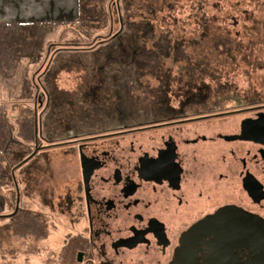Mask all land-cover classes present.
<instances>
[{"label": "rangeland", "instance_id": "1", "mask_svg": "<svg viewBox=\"0 0 264 264\" xmlns=\"http://www.w3.org/2000/svg\"><path fill=\"white\" fill-rule=\"evenodd\" d=\"M115 4V13L113 12L112 17L116 21L111 30L102 24L90 28V32L87 34H79L69 24L52 26L46 31L32 27L21 29V33H26L20 42L21 50L23 52L31 50L33 54L16 60L14 75L11 78H3L8 99L0 105L4 115L11 120L19 113V108L24 105L39 110V144H46L51 137L69 134L66 132L69 128H66L65 125L71 121L73 122L72 131H74V127L78 126H81V130L98 129L104 123L114 120L112 117L102 120L103 113H105L103 115L112 114L109 110H123L136 104V102L127 103L133 97L122 91L131 90L134 92L132 89H135L137 92L139 86L131 88L129 83L137 82L139 76L128 79L126 83L122 78L126 77V73L127 77L134 76V73L139 70L141 54L134 50L138 45L145 43L142 37H135L133 44L126 40L128 46L124 47L121 55L108 53L105 56L103 60L111 66V70L99 66L101 68L97 73H92L94 76H89L93 77L89 82H96L101 76L98 73L104 74V77L111 81L108 83L109 85L103 86L100 82L88 85L85 70L82 67L74 66L64 67L53 75L52 90L45 81L50 63H53L54 66L60 65L62 62H69L71 65L81 62L95 63L102 50L112 49V47L120 48L121 45L119 46L117 40L112 39L124 31V11L121 0H116ZM142 17L136 16L130 20H138ZM149 22L153 25L155 37L159 35L161 41L168 40L173 47L174 43L183 39L185 41L200 39L205 31L204 41H209V38L215 35L229 40L228 54L217 53L209 44L205 45L202 42L203 47L200 48L206 58V63H204L206 70L198 72V76L195 78H191L189 75L191 62L175 59L172 51L169 57L163 58L162 64L156 70L147 66L143 68L139 79L141 85L148 88L161 87L163 90L165 89L163 93L160 92L161 97L165 94L172 95L171 97L175 99H173L174 105L178 104L179 96L177 95L189 88L190 99L195 100L193 98L195 97L203 100L201 104L194 102L189 104L191 109L213 111L242 109L224 114L221 121L192 122L191 125L210 124L213 127L221 125L222 130L233 131L238 128L241 118L249 115L252 117L257 111L264 110V30L260 27L262 24L264 26V0H168L162 10L150 17ZM254 22L258 23L257 26L263 33L257 35L250 32V26ZM59 30L61 31L59 32ZM30 34L36 38L39 37L38 40L41 38L43 40L40 55H37L36 50H33L35 48L30 47L32 40L36 39H33ZM78 39L84 44L89 41L94 44L97 41L92 48L98 50L88 52L82 51L81 49H84L82 47L80 49L78 47H59L63 43ZM108 41L111 42L105 44ZM146 42L149 45L147 40ZM56 47L57 49L52 52ZM195 50V54L200 52L198 47ZM53 54H55V58L52 60ZM132 55H139L140 59L138 62L133 60L130 62L131 70L120 68V63H127V59ZM165 82L166 84H164ZM30 85L32 89H29ZM121 85H126V88ZM109 87L110 91L106 90ZM169 98L168 103L170 102ZM39 101L41 102L39 103ZM96 109L100 114L99 119L87 117L89 122L86 124L78 122L81 119L79 116H77L78 120L75 118L74 121L71 118L66 119L77 111H95ZM139 109L143 108L134 106V110ZM86 125H88L87 128H85ZM251 146L250 144V148ZM61 151L63 152V150L55 148L49 151L48 166L52 170L50 174L44 171L47 160L45 156L43 160L40 155L42 153H38L34 159L27 161L21 166V169L16 170L18 204L20 203L24 208L31 207L33 211L39 212L44 217L47 224V235L39 239L31 236H19L6 227L8 217L5 216L0 222V264H66L61 255L62 247L76 229L71 222L73 214L61 209L60 205L56 204V200L65 197V193L72 188V176L75 169L74 160L61 154ZM1 155L0 159H3L4 155ZM44 155L46 154L44 153ZM36 164L39 165V171L34 168ZM251 168L264 187V161L254 164ZM29 169L33 171L30 182L33 184V188L31 187L33 190L36 186L40 189L41 186L47 185H50L54 190L52 199L55 206L53 208L46 205L44 200L47 197L43 192L39 193L38 190L33 191L32 199L28 201L27 173ZM3 189L4 193L9 192V184ZM6 207L5 214L9 216L13 213L12 207L8 204ZM250 210L264 216V207L253 204L251 200Z\"/></svg>", "mask_w": 264, "mask_h": 264}, {"label": "flooded vegetation", "instance_id": "2", "mask_svg": "<svg viewBox=\"0 0 264 264\" xmlns=\"http://www.w3.org/2000/svg\"><path fill=\"white\" fill-rule=\"evenodd\" d=\"M187 90L177 95V105L165 94L167 108L109 110L112 114L103 113L102 120H114L98 129L72 131L71 121L65 125L69 134L36 144L26 158L45 152L49 174L52 149L74 160L72 188L56 200L73 214L76 230L64 242L74 245L73 264H173L181 234L205 215L225 205L254 212L250 200L264 207L263 195L254 189V179L261 182L251 168L264 161V144L241 136V123L251 116L241 118L233 131L191 125L221 121L242 109H191ZM88 112L96 116L80 110L66 119ZM31 172L28 201L38 190L53 208L54 190L50 185L33 190Z\"/></svg>", "mask_w": 264, "mask_h": 264}, {"label": "trees", "instance_id": "3", "mask_svg": "<svg viewBox=\"0 0 264 264\" xmlns=\"http://www.w3.org/2000/svg\"><path fill=\"white\" fill-rule=\"evenodd\" d=\"M122 1V9L124 11V23L123 24V32H120L118 36L113 38L112 40L116 39L119 43L120 48H107L106 50H102L99 53L98 59L95 63L92 62H81L74 65H71L69 62H62L58 66H54V64L50 63L48 68V74H46L45 81L46 85L52 90L54 83H53V75L60 71L64 67L74 66L76 68L82 67L85 70V77L86 83L88 85L95 84V83H102L103 86L106 84L111 83L108 81V78L104 77V74L98 73V81L96 82H89V80L94 76L92 73H97L99 68H108L112 69L111 66L104 61L103 59L108 53H115L121 55L123 52L124 47L128 46L126 40H129L133 44L135 37H142L145 43L143 42L141 45L137 46L135 52L141 54V63L138 66V72L134 73L127 77V73L125 74L126 77L122 78L125 79L124 83L128 82V79H133L135 76L138 77L137 82L129 83L130 87L133 88L136 85L139 86L137 92L135 89L131 90H123L124 94L131 95L133 98L129 99L127 103H134V106H140L143 109H154V108H167L168 107V98L165 95H162L160 92H164L165 89L161 87L157 88H148L141 85L139 79L140 75L142 74L144 67H149L152 70H156L161 64L163 58L169 57L171 51L174 53L175 59L181 60H188L191 62V66L189 68L190 72L189 75L191 78H195L198 76V72H204L206 70V58L201 53V48L203 47L202 42L209 44L213 47L214 51L221 54H228L229 53V40L225 39L224 37L213 36L209 38V41H204V34L200 39L194 40H187L184 39L180 42L174 43V47L170 45L168 40L161 41V38L155 37L156 34L154 33L153 25L149 22L150 17L156 15L157 11H160L164 8L167 4L168 0H121ZM116 0H78V14L76 19L67 22H32V23H18V22H11V23H0V75L1 78H11L16 69V60L23 56H32V51L29 50L28 52L22 51L20 44L22 37L26 34L25 32L21 33V29H27L29 27L38 28L41 31L49 30L52 26L58 25H66L69 24L79 34H87L90 28H93L95 25L100 26V24L106 26L111 30L113 23L116 21L113 19L112 14L115 13L116 7ZM117 11V8H116ZM136 16H145L142 19L138 20H130ZM259 23V21H256ZM254 22L253 25L250 26V32H254L255 34L259 35L260 32L259 27L257 26L258 23ZM260 27L264 30V26L260 25ZM30 31V30H29ZM29 33V32H28ZM32 35V34H30ZM33 36V35H32ZM161 36V35H160ZM43 37V36H42ZM118 37V38H117ZM24 38V37H23ZM36 38L33 36V39ZM39 38V37H38ZM38 38L32 40V45L36 50V54L40 55L42 51V38L38 40ZM109 38V37H108ZM111 40V41H112ZM115 40V41H116ZM146 40L149 42L147 44ZM111 41L106 42L110 43ZM97 41L94 42V44ZM116 42V43H117ZM66 44V45H65ZM61 44V48H77L81 49L82 51L91 52L93 50L97 51L96 48H92L94 44H91V41L84 44V42H79V39L72 42H66ZM57 46V47H58ZM132 46V45H131ZM54 48L52 52L57 49ZM101 47V46H99ZM200 51L199 53H194L197 49ZM59 50V49H58ZM79 51V50H77ZM118 51V52H116ZM187 51V52H186ZM56 53V52H55ZM202 56H201V55ZM55 54H53L52 60ZM131 58L127 59V63H120V68L127 69L128 71L131 70L129 64L133 61H139V55H132ZM51 60V62H52ZM121 61V60H120ZM101 66V67H99ZM115 66V65H114ZM107 69V70H108ZM131 72V71H130ZM96 74V75H98ZM137 83V84H135ZM166 84V82L164 83ZM109 85V84H108ZM122 87L126 88V85H121ZM29 87V86H28ZM31 88V85L29 87ZM106 90H110V87ZM31 92V91H30ZM30 95H32L30 93ZM189 98V104L203 103L202 99ZM125 101V100H121ZM41 101H39L40 103ZM134 106L126 108V109H134ZM38 111L35 108L30 107L29 105H24L23 107L19 108V113L14 116L11 120L4 115L2 106L0 105V156L3 154V159H0V187L5 188L9 184V192L6 193V202L8 206L12 207V214L8 217V223L6 227L12 230L15 234L19 236H31L33 238L39 239L44 238L47 235V224L45 222L44 217L37 211L29 210L27 208L21 207L20 203L16 208V192H17V185H16V170L21 169L22 165L25 164L27 161H30L40 154L41 157L44 158L45 152L37 151L33 153V155L26 159L35 149L36 144H39L40 137L38 133ZM96 116L95 113L88 112L78 113L81 115L80 124H86L89 122V118L95 117L94 119H98L97 115H99V111L96 109ZM26 159V160H24ZM24 160V161H23ZM36 169H39V165L36 164ZM3 218L5 216H2ZM73 254H74V245L72 244L71 240L62 247L61 255L66 262V264H73Z\"/></svg>", "mask_w": 264, "mask_h": 264}, {"label": "water", "instance_id": "4", "mask_svg": "<svg viewBox=\"0 0 264 264\" xmlns=\"http://www.w3.org/2000/svg\"><path fill=\"white\" fill-rule=\"evenodd\" d=\"M241 136L264 144V111L242 121ZM254 180V189L264 197L262 184ZM18 198L17 191L16 208ZM172 262L264 264V217L235 205H225L205 215L181 234Z\"/></svg>", "mask_w": 264, "mask_h": 264}, {"label": "crops", "instance_id": "5", "mask_svg": "<svg viewBox=\"0 0 264 264\" xmlns=\"http://www.w3.org/2000/svg\"><path fill=\"white\" fill-rule=\"evenodd\" d=\"M77 14L78 0H0V23L67 22ZM5 86L0 75V103L8 99ZM6 206V193L0 187V222L7 215Z\"/></svg>", "mask_w": 264, "mask_h": 264}]
</instances>
